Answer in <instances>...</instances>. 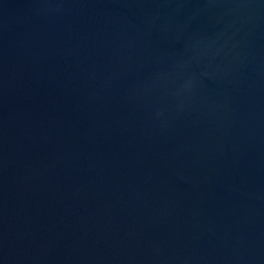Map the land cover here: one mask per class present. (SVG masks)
<instances>
[{
    "label": "water",
    "instance_id": "1",
    "mask_svg": "<svg viewBox=\"0 0 264 264\" xmlns=\"http://www.w3.org/2000/svg\"><path fill=\"white\" fill-rule=\"evenodd\" d=\"M0 264H264V0H0Z\"/></svg>",
    "mask_w": 264,
    "mask_h": 264
}]
</instances>
